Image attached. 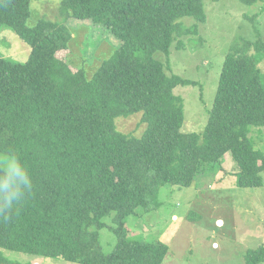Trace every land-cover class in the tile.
Returning <instances> with one entry per match:
<instances>
[{"label":"trees","instance_id":"obj_1","mask_svg":"<svg viewBox=\"0 0 264 264\" xmlns=\"http://www.w3.org/2000/svg\"><path fill=\"white\" fill-rule=\"evenodd\" d=\"M30 2L0 0V25L30 48L21 62L0 56V151H18L33 176L18 212L0 220V264H34L1 249L77 264H161L167 245L137 234L127 219L157 209L162 186L212 179L228 153L238 187L264 183V152L248 136L252 126L264 127L259 30L255 40L230 43L203 130L182 132L183 99L173 89L193 81L167 74L154 54L168 56L175 35L187 32L178 19L206 20L204 0H61L63 20L89 19L119 40L91 77L68 61L62 22L26 24ZM135 112L145 123L139 137L115 125ZM107 217L116 240L105 253ZM244 259L262 262L264 247Z\"/></svg>","mask_w":264,"mask_h":264},{"label":"rangeland","instance_id":"obj_2","mask_svg":"<svg viewBox=\"0 0 264 264\" xmlns=\"http://www.w3.org/2000/svg\"><path fill=\"white\" fill-rule=\"evenodd\" d=\"M61 0H31L26 24L40 19L62 22L69 28L68 61L91 77L100 63L119 45L109 28L89 19L65 18L60 14ZM206 20L192 17L178 19L182 32L175 35L169 55L156 52L167 74L193 81L178 85L174 94L183 99L182 132H201L212 106L223 58L230 43L239 37L256 39L259 30L264 40V0L247 6L239 0H204ZM29 46L8 26L0 25V56L24 61ZM168 61V62H167ZM264 71V61L260 62ZM167 66V67H166ZM262 71V73H264ZM116 128L128 135L141 136L145 123L141 112L115 119ZM254 148L264 152V127L252 126L248 133ZM237 167L228 153L212 179L197 186L160 188V206L128 218L130 224L146 238L159 240L168 247L161 264H245L250 249L264 247V183L258 187H238ZM264 181V173H263ZM222 220L218 224L217 220ZM100 230L105 253L115 243L109 226L111 217ZM13 259L34 264H77L62 258H47L1 249ZM258 264H264V260Z\"/></svg>","mask_w":264,"mask_h":264},{"label":"clouds","instance_id":"obj_3","mask_svg":"<svg viewBox=\"0 0 264 264\" xmlns=\"http://www.w3.org/2000/svg\"><path fill=\"white\" fill-rule=\"evenodd\" d=\"M32 190V173L19 152L0 151V220L11 219Z\"/></svg>","mask_w":264,"mask_h":264},{"label":"water","instance_id":"obj_4","mask_svg":"<svg viewBox=\"0 0 264 264\" xmlns=\"http://www.w3.org/2000/svg\"><path fill=\"white\" fill-rule=\"evenodd\" d=\"M217 223H218L219 225L222 224V220L218 219V220H217Z\"/></svg>","mask_w":264,"mask_h":264}]
</instances>
